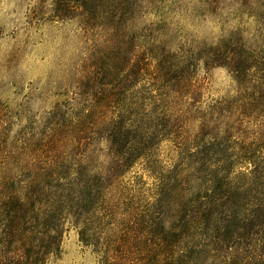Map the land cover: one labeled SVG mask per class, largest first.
Returning <instances> with one entry per match:
<instances>
[{"label":"rangeland","instance_id":"rangeland-1","mask_svg":"<svg viewBox=\"0 0 264 264\" xmlns=\"http://www.w3.org/2000/svg\"><path fill=\"white\" fill-rule=\"evenodd\" d=\"M8 210L0 264H264V0H0Z\"/></svg>","mask_w":264,"mask_h":264},{"label":"trees","instance_id":"trees-1","mask_svg":"<svg viewBox=\"0 0 264 264\" xmlns=\"http://www.w3.org/2000/svg\"><path fill=\"white\" fill-rule=\"evenodd\" d=\"M127 134L130 135L129 133H127ZM80 186H82V185H80ZM182 211H183V209H182ZM6 217L10 223H8V225L6 227H4V229L2 230V234H3L4 238H3L2 244H0V245L3 246V244H6L7 241L17 239V242H15V245L17 243V245L19 244V245L23 246L24 241H25V239L23 238V233H22L23 231L19 227L14 226V223L16 222L17 217H18L17 214L12 212V210H8L6 212ZM43 240L44 241H42V245H41V247H42L41 256L43 254L46 256L47 254H49L51 249L53 250V247L57 244L56 243L57 238H56V240H54L52 235L50 233H47L44 236ZM155 241L158 244V246L161 247L162 249L171 248L172 244L174 245L172 248L176 249V247H178V245H181V235H180V232L176 231L172 237H168L167 235L166 236H160V237H157L155 239ZM21 249H22V251H24L25 245ZM20 253H21L22 257L25 256V258L24 257L22 258L21 264H42V261L40 263L39 259H37L38 258L37 256H34L32 258L31 256H29L27 254L26 255L22 254L24 252H20ZM45 256L41 257V260H43ZM174 264H178V261L175 260Z\"/></svg>","mask_w":264,"mask_h":264}]
</instances>
